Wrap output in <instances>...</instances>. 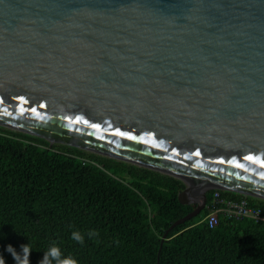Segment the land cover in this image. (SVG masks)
<instances>
[{
	"label": "water",
	"instance_id": "1",
	"mask_svg": "<svg viewBox=\"0 0 264 264\" xmlns=\"http://www.w3.org/2000/svg\"><path fill=\"white\" fill-rule=\"evenodd\" d=\"M0 125L183 181L161 243L208 188L264 199V0H0Z\"/></svg>",
	"mask_w": 264,
	"mask_h": 264
},
{
	"label": "trees",
	"instance_id": "2",
	"mask_svg": "<svg viewBox=\"0 0 264 264\" xmlns=\"http://www.w3.org/2000/svg\"><path fill=\"white\" fill-rule=\"evenodd\" d=\"M183 186L173 176L0 125V256L16 264L6 246L21 252L30 244V264H38L56 244L78 264H264L263 223L218 215L209 227L206 207L161 243L169 225L194 208L177 199ZM213 191L206 189V204ZM247 198L264 209V199Z\"/></svg>",
	"mask_w": 264,
	"mask_h": 264
},
{
	"label": "built area",
	"instance_id": "3",
	"mask_svg": "<svg viewBox=\"0 0 264 264\" xmlns=\"http://www.w3.org/2000/svg\"><path fill=\"white\" fill-rule=\"evenodd\" d=\"M208 213L205 220L209 227L218 223V215L235 218L237 220H249L261 222L264 225V209L251 204L247 196L240 199H232L223 197L219 189H214L208 204H205Z\"/></svg>",
	"mask_w": 264,
	"mask_h": 264
},
{
	"label": "clouds",
	"instance_id": "4",
	"mask_svg": "<svg viewBox=\"0 0 264 264\" xmlns=\"http://www.w3.org/2000/svg\"><path fill=\"white\" fill-rule=\"evenodd\" d=\"M95 234L94 232H90L89 236ZM72 238L81 243L84 239L80 232H73ZM5 250L12 255L16 264H30V255L33 250L30 244L21 245V252H17L16 248L11 244H8ZM0 264H5L2 256H0ZM38 264H78V262L71 256H64L59 245L54 244L44 252L43 258Z\"/></svg>",
	"mask_w": 264,
	"mask_h": 264
},
{
	"label": "snow or ice",
	"instance_id": "5",
	"mask_svg": "<svg viewBox=\"0 0 264 264\" xmlns=\"http://www.w3.org/2000/svg\"><path fill=\"white\" fill-rule=\"evenodd\" d=\"M17 99H18V100H21V101H24L26 98L23 97V96H19V97H17ZM39 107L44 108V107H46V105L41 104ZM21 111H23V109H21ZM31 111H32L33 113H36L37 115H39V113H38V111H37V108H32ZM68 119L70 120V122H73V123H84V124H89V123H90L88 120L83 119V118L80 117V116L75 117V120H74V121H72V118H70V117H69ZM91 127H92V128H96V129H99V128H100V125H99V124H96V123H91ZM115 134L120 135V136H128L127 133L122 132V131H120L119 129H116V130H115ZM129 138H131V139H137L136 137H129ZM173 151H175V149H174ZM177 154H178V153H177ZM195 155H196V156L201 155L200 151L197 150V151L195 152ZM169 159H171V157H169ZM244 159L249 160V161H253V162H256V163H259V164H261L262 166H264V160H261L260 157H258V156H255V155H251V154H249V155H246V156L244 157ZM221 162H223V161H221ZM229 163H231V161H229ZM237 167L243 168L244 165H242V164H238ZM262 175H264V174H262Z\"/></svg>",
	"mask_w": 264,
	"mask_h": 264
}]
</instances>
